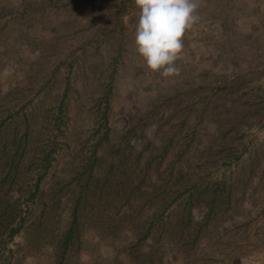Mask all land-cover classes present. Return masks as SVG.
Segmentation results:
<instances>
[{
	"label": "rangeland",
	"instance_id": "rangeland-1",
	"mask_svg": "<svg viewBox=\"0 0 264 264\" xmlns=\"http://www.w3.org/2000/svg\"><path fill=\"white\" fill-rule=\"evenodd\" d=\"M23 1L34 4L22 12ZM39 1L0 0L1 130L18 140L27 120L28 176L33 148L57 143L38 194L78 192L107 127L114 158L86 184L93 211L122 215L123 191L141 184L152 205L176 199L174 225L191 208L172 255L158 249L164 264H264V0H199L174 77L137 55L134 0ZM61 101L65 126L53 131Z\"/></svg>",
	"mask_w": 264,
	"mask_h": 264
},
{
	"label": "trees",
	"instance_id": "trees-1",
	"mask_svg": "<svg viewBox=\"0 0 264 264\" xmlns=\"http://www.w3.org/2000/svg\"><path fill=\"white\" fill-rule=\"evenodd\" d=\"M43 1L40 0V4ZM52 1L48 0L49 4ZM56 2L54 0L53 5ZM91 2L88 4L95 6L101 0ZM31 4L34 3L23 1L22 12ZM8 12L12 11L8 9ZM66 94L67 91L62 100ZM62 112L61 101L53 131L65 126ZM107 123L105 120V127ZM28 130L26 120L24 137L17 140L16 136H12L10 140L8 131L0 127V264H24L27 259H35L36 262L37 258L43 260L42 264H81L82 255L90 258V264H139L140 261V264H164L158 249L168 256L172 255L174 233L181 223L179 232L185 234L186 225L192 216L191 208H184L183 215L174 225L171 215L176 199L158 206L152 205V196L139 192L141 184H138L127 189L128 196L123 191L129 209L122 215L108 212V209L93 211V199L88 197L86 184L93 175H99L105 161L114 158L113 151L111 154L101 143L110 133L107 127L104 139L101 138L93 146L89 158L92 164L85 167L88 178L78 192L73 188L63 195L38 194L42 176L51 167L57 143L48 139L47 146L33 148L32 153L28 154V161L37 162L33 175L28 176V167L21 169L22 160L27 158L24 138ZM149 165L148 162L144 165L145 171ZM31 180H34L33 184ZM77 181H80L78 174ZM4 184L8 189L2 192L1 185ZM14 186L15 192L12 196L8 195L9 189ZM93 187L102 190L97 183H93ZM87 235L95 239H87ZM19 236L22 241L15 244V249L8 248V244ZM44 248L47 252L43 251ZM102 249L108 251L106 257Z\"/></svg>",
	"mask_w": 264,
	"mask_h": 264
},
{
	"label": "clouds",
	"instance_id": "clouds-1",
	"mask_svg": "<svg viewBox=\"0 0 264 264\" xmlns=\"http://www.w3.org/2000/svg\"><path fill=\"white\" fill-rule=\"evenodd\" d=\"M138 19L134 48L145 68L163 77L179 75L185 33L198 21L199 0H134Z\"/></svg>",
	"mask_w": 264,
	"mask_h": 264
}]
</instances>
